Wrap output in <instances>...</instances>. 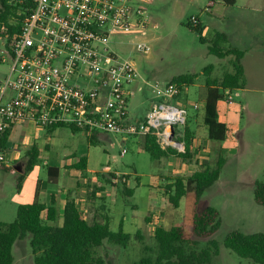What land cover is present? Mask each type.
<instances>
[{
	"label": "rangeland",
	"instance_id": "374dc122",
	"mask_svg": "<svg viewBox=\"0 0 264 264\" xmlns=\"http://www.w3.org/2000/svg\"><path fill=\"white\" fill-rule=\"evenodd\" d=\"M218 1L149 0L146 7L150 24L146 32L137 37L115 35L110 41V48L120 58L130 60L139 73L133 85L135 95L130 100L131 115L135 112L143 115L148 111L154 95L148 83L173 82L183 75L196 76L185 88L181 99L190 110L186 127L194 138L192 156L188 160L171 157L158 165L136 138L124 140L119 135L100 134L91 143L84 131L74 133L63 127L65 129L58 134L49 135L43 128H27L19 123L8 140L9 161L0 166L1 222L11 223L17 217L15 198L20 171L27 163L28 139L38 147L39 158L33 176L42 181L48 180L49 167L60 170L61 186L65 180L71 181L73 172L66 166L85 155L88 171L83 177L82 172H77V177L82 178L80 182L86 186L84 200L94 202L83 209L88 221L104 222L107 219L114 232H118L123 223L124 231L133 235L127 247L105 242L97 254L109 264H137L145 255L155 256L156 227L170 229L180 224L185 215L186 201L182 200L179 208L173 207L165 192L166 185L173 178L188 177L206 165L216 167L223 155L226 162L220 178L200 202V210L216 208L222 219L221 228L214 236L220 249L212 264H257L237 256L225 247L224 241L233 231L264 233V207L254 199L255 183L264 181V55L249 62L246 89L222 92L224 99L218 108L220 119L229 128L226 141H210L203 120L204 109L193 108L202 96H206L208 79L220 82L226 73L234 71V56L220 59L210 53L216 34H227L229 42L225 46L237 48L241 35L245 34L241 31L247 30L240 19V15L246 13L243 6L254 3V0H238L235 6L226 5V19L221 20L214 14L219 12L218 6H209ZM192 18L202 26L201 32L187 26ZM248 29L252 30L253 26ZM139 42H146L150 51L139 52ZM0 59V74L4 77L13 63L4 45ZM210 66L212 69L207 71ZM230 95L231 102L228 101ZM223 147L227 149L224 153ZM8 164L11 168H6ZM125 188L133 190V194L125 193ZM138 232L141 238L135 237ZM30 239L28 235L14 244V264H35ZM208 245L207 241L199 240L200 249ZM145 247L149 249L147 254Z\"/></svg>",
	"mask_w": 264,
	"mask_h": 264
},
{
	"label": "built area",
	"instance_id": "2783aa9c",
	"mask_svg": "<svg viewBox=\"0 0 264 264\" xmlns=\"http://www.w3.org/2000/svg\"><path fill=\"white\" fill-rule=\"evenodd\" d=\"M148 1L32 0L31 14L6 50L13 62L10 71L0 74V134L14 124L32 122L90 137L153 136L163 150L184 152L190 114L181 101L186 87L171 81L148 83L154 94L150 107L143 119L131 120L139 73L110 48L112 36L146 32ZM137 50L148 53L150 46L139 42ZM8 161L7 152L0 151V166Z\"/></svg>",
	"mask_w": 264,
	"mask_h": 264
},
{
	"label": "trees",
	"instance_id": "16d2710c",
	"mask_svg": "<svg viewBox=\"0 0 264 264\" xmlns=\"http://www.w3.org/2000/svg\"><path fill=\"white\" fill-rule=\"evenodd\" d=\"M226 5H235L238 0H222ZM32 0H0V51L5 44L6 50H11L13 39L20 33L24 20L31 14ZM187 26L201 32L199 22L194 25L190 21ZM6 40V43L3 40ZM202 42H206L201 38ZM229 37L225 33H217L210 53L220 59L234 56V71L226 73L220 82L207 80L205 96L204 122L208 138L213 142H224L228 136V127L219 121V102L224 99L222 92H234L245 89L247 77L243 66L244 52L236 48L226 47ZM207 71L212 66L206 68ZM195 75H183L173 82L189 86ZM13 126L0 134V151L5 149ZM78 131V130H76ZM185 151L169 147L163 150L153 136L144 137L143 150L150 154L151 159L158 165L171 157L188 160L194 147L193 134L185 127ZM223 153L225 149L222 150ZM27 163L18 178L17 188L21 189L25 175L38 163L39 153L36 147L27 154ZM226 159L221 155L216 167L204 166L188 177H175L167 184L165 192L173 207L179 208L182 200L186 201L185 215L180 224L167 229L157 226L154 239L156 242L155 256L145 255L137 264H212L213 257L219 253L220 244L214 236L220 230L222 219L220 212L213 207L200 210V202L207 190L219 180ZM73 169L86 172L87 158L80 157L72 166ZM59 169L49 168L48 176L51 183H57ZM125 193L132 195L133 190L125 188ZM255 202L264 207V181H257L254 187ZM150 219L148 218V221ZM28 235L35 257V264H109L105 258L97 254V250L105 242L127 247L133 238L126 233L123 223L118 232L110 229L108 220L90 222L78 208L74 199H69L65 206L64 215L59 219L56 203L50 207L35 201L32 204L21 205L17 209L14 222L0 221V264H14L13 246ZM141 238L140 232L136 234ZM199 240L207 241L208 247L199 248ZM226 248L243 259L257 264H264V233L246 234L240 231L231 232L225 239ZM145 253L149 251L144 248ZM147 254V253H146Z\"/></svg>",
	"mask_w": 264,
	"mask_h": 264
},
{
	"label": "crops",
	"instance_id": "0c3cea01",
	"mask_svg": "<svg viewBox=\"0 0 264 264\" xmlns=\"http://www.w3.org/2000/svg\"><path fill=\"white\" fill-rule=\"evenodd\" d=\"M215 5L218 6L219 12L214 13V14H216L217 17H219L220 19L222 18L221 20H225L226 15H225L224 11L227 9L226 4H224L223 1L220 0L218 2L210 3L209 6L212 7ZM243 11H245L246 13L240 15V19L243 21V23L242 22L241 23L244 24L245 27H247V30H245V32L243 30H242L243 32L241 31V33H245V34L241 35L236 49L244 52V57H243L242 62H243V66L245 68V74H246L247 83H248V81H249L248 80L249 79V77H248V64H249V62L251 61L252 58L261 59V57L264 55V3H263V0H254V3L243 6ZM251 26H253V29L252 30L248 29ZM250 52H251V54H250ZM206 90H207V85H206ZM199 104H200V108L204 109V114H205V104H206L205 96H202L199 99ZM145 115H146V113L143 115H140L139 112H135L134 114L131 115L129 112V118L131 120H134V121L143 119L145 117ZM203 120H204V115H203ZM219 121L226 124L225 122H223L220 119V117H219ZM18 124L19 123L13 125L11 132H10V135L12 134V131L14 130V128ZM21 124H23V125H21ZM21 124H20L21 126H26L27 128L37 127L32 122L21 123ZM204 124H205V122H204ZM61 129H65V128L61 127V128H54V129H45V131L49 135H54V134H58V132ZM71 131L74 133L78 132L74 129H71ZM97 137H99V136L98 135H95L92 137L88 136V138L91 140V143L93 141L97 140L98 139ZM136 139L141 140V146L143 149L144 138L140 137V138H136ZM26 143L29 146L27 149V152L33 147H36L38 150L37 145L35 143L32 144L30 139H28L26 141ZM48 147H49V145L46 146V148H48ZM7 148L8 147L6 146V148L1 150V151L7 152ZM223 149L227 150L226 147H223ZM27 152H26V154H27ZM38 153H39V150H38ZM81 157L87 158V156H85V155H82ZM78 159H76L72 163L69 162V164L66 166L68 171L73 172L72 173L73 175L70 176L72 178V180L71 181L65 180L64 182H62V186L60 184L61 172L59 173V179H58L57 183H51L49 181V176H48L47 181H42L39 179V177L36 176V178H35L33 176V175H35L36 168H37L35 166L29 173H27L25 175V179L22 183V187L20 190H18V194H17L18 196L15 198L16 199V201H15L16 202V209H18V207L21 205L32 204L35 201H39L41 203H44L47 207H50L52 205V203L55 202L56 207H57V211H58V215H59V219H62L63 215H64V210H65V206L67 204V201L69 199H74L77 202L78 208L83 213V215L86 217V215L83 212L84 207L86 205L88 206L92 203L94 204V202L91 201V202L87 203L86 200H84V196H85L84 191L86 189L85 188L86 186L80 182L82 178L77 177V172H80V171H77V170L72 168L73 164L75 162H77ZM8 160H9V156H8ZM6 168H11V165L6 166ZM49 168H56V167H49ZM87 171H88V158H87ZM83 173L84 172H82V177H83ZM20 174H22V171H20ZM9 203H11V201ZM11 205H12V203H11ZM86 219H87V217H86ZM123 228H124V224H123Z\"/></svg>",
	"mask_w": 264,
	"mask_h": 264
},
{
	"label": "water",
	"instance_id": "95a60500",
	"mask_svg": "<svg viewBox=\"0 0 264 264\" xmlns=\"http://www.w3.org/2000/svg\"><path fill=\"white\" fill-rule=\"evenodd\" d=\"M17 169L20 171V170H21V169H20V166H18Z\"/></svg>",
	"mask_w": 264,
	"mask_h": 264
}]
</instances>
